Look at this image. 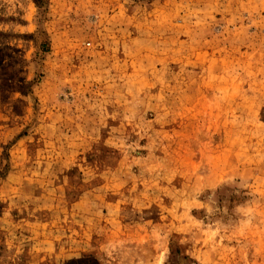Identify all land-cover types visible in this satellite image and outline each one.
Instances as JSON below:
<instances>
[{
  "label": "rangeland",
  "instance_id": "obj_1",
  "mask_svg": "<svg viewBox=\"0 0 264 264\" xmlns=\"http://www.w3.org/2000/svg\"><path fill=\"white\" fill-rule=\"evenodd\" d=\"M0 264H264V0H0Z\"/></svg>",
  "mask_w": 264,
  "mask_h": 264
}]
</instances>
